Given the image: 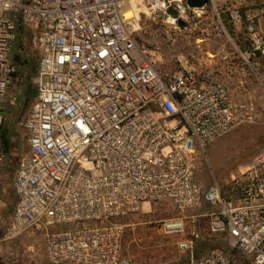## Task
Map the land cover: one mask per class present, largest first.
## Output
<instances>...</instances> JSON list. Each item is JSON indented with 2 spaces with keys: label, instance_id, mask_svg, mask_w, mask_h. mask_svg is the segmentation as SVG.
Masks as SVG:
<instances>
[{
  "label": "built area",
  "instance_id": "obj_1",
  "mask_svg": "<svg viewBox=\"0 0 264 264\" xmlns=\"http://www.w3.org/2000/svg\"><path fill=\"white\" fill-rule=\"evenodd\" d=\"M218 1L0 0V109L19 35L36 64L0 248L37 234L51 264H134L125 234L147 224L175 238L171 264H264V173L240 172L229 193L198 178L206 146L239 122L237 105L194 69L160 72L136 38L140 16L172 35L197 11L218 14ZM227 1L243 34L233 67L257 74L264 0ZM156 210L164 217L131 221Z\"/></svg>",
  "mask_w": 264,
  "mask_h": 264
},
{
  "label": "rangeland",
  "instance_id": "obj_2",
  "mask_svg": "<svg viewBox=\"0 0 264 264\" xmlns=\"http://www.w3.org/2000/svg\"><path fill=\"white\" fill-rule=\"evenodd\" d=\"M217 4L221 12L230 5L228 1L224 3V0H219ZM138 24L137 43L155 62L156 68L160 72L180 69L177 59L170 55L171 38H176V35L171 37L165 33L163 20L140 16ZM259 25L264 29V18L260 20ZM180 37L181 35L177 36ZM21 44L22 58L35 62L28 43L25 46L21 38ZM21 71L14 76L0 109V233L14 206L11 183L15 169L20 157L27 151L26 132L22 123L33 100H27L26 92L33 89L34 71L29 72L28 65ZM248 87L249 92L244 100L233 99L240 116L239 122L228 133L207 145L204 154L198 159V178L202 183L207 185L215 180L226 193L230 189V179L238 176L240 172L255 169L264 173V167L258 161L264 152V64H260L258 73L253 74ZM155 213L132 218L131 221L164 217L161 210H156ZM124 245L134 264H171L177 255L175 238L163 237L152 225L147 224L128 228ZM0 264L51 263L45 256L41 236L36 234L2 246Z\"/></svg>",
  "mask_w": 264,
  "mask_h": 264
},
{
  "label": "crops",
  "instance_id": "obj_3",
  "mask_svg": "<svg viewBox=\"0 0 264 264\" xmlns=\"http://www.w3.org/2000/svg\"><path fill=\"white\" fill-rule=\"evenodd\" d=\"M173 35L176 38H171L170 55L177 59L180 69H194L202 81L220 82L232 101L247 97L253 74L245 68L233 67V45L243 34L233 28L227 11L218 14L210 10L197 11L185 27L170 36ZM178 35L181 37L177 38Z\"/></svg>",
  "mask_w": 264,
  "mask_h": 264
},
{
  "label": "trees",
  "instance_id": "obj_4",
  "mask_svg": "<svg viewBox=\"0 0 264 264\" xmlns=\"http://www.w3.org/2000/svg\"><path fill=\"white\" fill-rule=\"evenodd\" d=\"M20 35L18 37V40H17V43L15 45V48H16V53H15V58H16V61L19 63V67L16 71V74L15 76L18 74V73H21V69L24 68L25 66L27 67L28 65V71L29 72H33L35 71V62L33 61H30L26 58H22V55H21V52H20V48H22L21 46V39H20ZM24 66V67H23ZM22 67V68H21ZM34 95H35V92H34V89H28L27 92H26V96H27V100H32L34 98ZM8 140H9V137H8ZM7 140V146H9V141Z\"/></svg>",
  "mask_w": 264,
  "mask_h": 264
},
{
  "label": "water",
  "instance_id": "obj_5",
  "mask_svg": "<svg viewBox=\"0 0 264 264\" xmlns=\"http://www.w3.org/2000/svg\"><path fill=\"white\" fill-rule=\"evenodd\" d=\"M186 6L190 9H200L204 6L205 0H186ZM172 16H175V12L170 11ZM177 26L181 29L185 27V24L182 21L177 22Z\"/></svg>",
  "mask_w": 264,
  "mask_h": 264
},
{
  "label": "bare ground",
  "instance_id": "obj_6",
  "mask_svg": "<svg viewBox=\"0 0 264 264\" xmlns=\"http://www.w3.org/2000/svg\"><path fill=\"white\" fill-rule=\"evenodd\" d=\"M132 8H134L133 7V4H132ZM133 15V13H132V10H126V16L128 17V18H131V16Z\"/></svg>",
  "mask_w": 264,
  "mask_h": 264
}]
</instances>
